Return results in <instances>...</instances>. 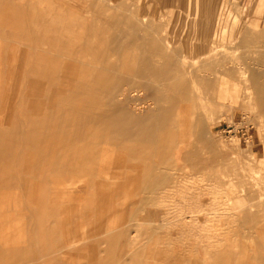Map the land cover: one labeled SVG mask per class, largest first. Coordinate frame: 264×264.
Listing matches in <instances>:
<instances>
[{
    "label": "rangeland",
    "instance_id": "rangeland-1",
    "mask_svg": "<svg viewBox=\"0 0 264 264\" xmlns=\"http://www.w3.org/2000/svg\"><path fill=\"white\" fill-rule=\"evenodd\" d=\"M187 3L0 0V264H264V0Z\"/></svg>",
    "mask_w": 264,
    "mask_h": 264
},
{
    "label": "bare ground",
    "instance_id": "bare-ground-1",
    "mask_svg": "<svg viewBox=\"0 0 264 264\" xmlns=\"http://www.w3.org/2000/svg\"><path fill=\"white\" fill-rule=\"evenodd\" d=\"M207 9L210 11V10L212 9V6H211L210 4L207 5ZM208 16H209V14H208ZM219 62H220V61H219ZM215 63H217V62H215ZM183 64H184V63H183ZM211 64H212V63H211ZM184 65H185V64H184ZM184 65H182V66H184ZM203 65L205 66L206 64H203ZM200 66H202V65H200ZM198 67H199V66H198ZM202 67H203V66H202ZM198 69H199V68H198ZM198 69H196V72H199ZM204 69H205V68H204ZM189 71H191V69H190ZM200 71H201V70H200ZM188 73H189V72H188ZM190 73H191V72H190ZM192 74H193V71H192ZM187 75H189V74H187ZM189 76H190V75H189ZM189 76H185L184 78H186V77L190 78L191 76H190V77H189ZM245 76H246V75H245ZM192 77H193V76H192ZM246 77H247V76H246ZM188 80H190V79H188ZM192 80H193V78H192ZM194 80H195V79H194ZM194 80H193V82H194ZM221 80H222V79H221ZM195 81H196V80H195ZM247 81H248V80H247ZM188 82H189V81H188ZM197 83H198V82H197ZM186 84H187V83H186ZM191 84H192V83H191ZM194 84H195V82H194ZM199 84H200V83H199ZM199 84H196L195 86L197 87V85H199ZM201 84H202V83H201ZM125 86H126V85H125ZM193 86H194V85H193ZM195 86H194V87H195ZM207 86H208V85H207ZM188 87H189V85H188ZM188 87L186 88V86H185L184 88L189 89ZM191 88H192V85H191L190 89H191ZM194 89H195V88H194ZM198 89H199V88H198ZM183 90H184V89H183ZM199 90H200V89H199ZM219 90H220V88H219ZM219 90H218V91H219ZM185 91L188 92V90H185ZM193 91H194V90L192 89V92H193ZM196 91H197V94L194 93L195 96H196V95L198 96V94H199V99H202V98H200V96L202 97V93H203V92L201 91V94H200V92L198 93V90H197V89H196ZM178 92H179V91H178ZM190 92H191V90H190ZM219 92H220V91H219ZM184 93H185V92H184ZM135 94H136V93H135ZM176 94H177V93H176ZM190 94L193 95V93H190ZM172 95H175V94H171V96H172ZM180 95H181V94H180ZM185 95H186V94H185ZM185 95H183L184 97H182V98H185ZM187 96L189 97V93L186 95V97H187ZM195 96H194V97H195ZM188 97H187V98H188ZM170 98H171V97H170ZM172 98H173V97H172ZM196 98L198 99V97H196ZM159 99H160V97H159ZM175 99H176V98H175ZM183 101H185V100H183ZM192 101H193V99H192ZM195 101H197V100H195ZM200 101H201V100H199V102H200ZM205 101L207 102V101H209V100H206V99H205ZM180 102H181V100H180ZM203 102H204V100L202 99V102H201L202 104H201V105H203ZM206 102H204V103H205V104H204L205 107H203V106L201 107L202 110H204V109L206 108ZM259 102H260V101H259ZM138 103H139V102H138ZM181 103H183V102H181ZM186 103H187V102H186ZM186 103H185V104H186ZM263 103H264V101H263ZM168 104H169V103H168ZM185 104H184V107L186 106V107H188V109H189V107L192 108L193 106L196 105V103H194L195 105L193 104L192 106H190V105L187 106V105H185ZM189 104H192V103H189ZM260 104H261V103H260ZM166 105H167V104H166ZM166 105H165V106H166ZM163 106H164V105H163ZM163 106H162V107H163ZM209 106H210V105H209ZM209 106H207V107H209ZM133 107H134V106H133ZM133 107H132V108H133ZM184 107H183V108H184ZM197 107H200V106H199V105L196 106V109H197ZM194 108H195V107H194ZM209 108H212V107L210 106ZM215 108H216V107H215ZM162 109H163V108H162ZM185 109H186V108H185ZM192 109H193V108H192ZM207 109H208V108H207ZM193 110H194V109H193ZM197 110H198V109H197ZM211 110H213V108L210 109V113H211ZM183 111H184V110H183ZM183 111H182V112H183ZM199 111H200V110H199ZM199 111H198V112H199ZM184 112H185V111H184ZM187 112L189 113L190 110L187 111ZM212 112H215V110L212 111ZM136 113H137V112H136ZM185 113H186V112H185ZM188 113H187V114H188ZM191 113H192V112H190L189 114H191ZM253 113H254V112H253ZM113 114H114V113H113ZM199 114H201V111H200ZM256 114H257V113H256ZM159 115H160V114H159ZM191 115H192V114H191ZM211 115H213V113H212ZM258 115H259V114H258ZM125 116H126V115H125ZM160 116H161V115H160ZM183 116H184V113H183ZM183 116H182V117H183ZM185 116H186V115H185ZM187 116H188V115H187ZM259 116H260V115H259ZM158 117H159V116H158ZM201 117H202V115H201ZM207 117H208V116H207ZM123 118H124V117H123ZM187 118H188V117H187ZM196 118H197V117H196ZM212 118H213V117H212ZM159 119H160V118H159ZM191 119H192V118H191ZM126 120H127V119H126ZM184 120H185V119H184ZM188 120H189V119H188ZM188 120H187V121H188ZM197 120H198V119H196V121H197ZM202 120H203V118H202ZM213 120H214V118L212 119V121H213ZM221 120H222V119H221ZM175 121H176V120H175ZM175 121H174V122H175ZM187 121L185 120V122H187ZM212 121H211V122H212ZM166 122H167V121H166ZM185 122H184V123H185ZM169 123H170V122H169ZM191 123H192V122H190V124H189L190 127L192 126ZM202 123H204V122H202ZM172 124H174L173 121H172V123H171L170 125L172 126ZM186 124H188V123H185V125H186ZM194 124H195V123H194ZM194 124H193V126L195 127ZM105 125H106V124H105ZM203 125H204V124H203ZM165 127H166V126H165ZM196 127H197V126H196ZM184 128H185V126H184ZM184 128H183V129H184ZM191 128H192V127H191ZM191 128H190V129H191ZM195 129H196V128H195ZM200 129H201V128H200ZM188 130H189V129H188ZM110 131H111V130H110ZM197 131H198V129H196V132H197ZM213 131H215V130H213ZM213 131H212V132H213ZM173 132H174V131H173ZM176 132H177V131H176ZM200 132H201V131H200ZM219 132H220V131H219ZM194 133H195V132H194ZM216 133H218V132H215V134H216ZM165 135H166V134H165ZM199 135H200V133H199ZM196 136H197V135H196ZM198 138L200 139V137H198ZM220 138H221V137H220ZM211 141H213V140H211ZM154 142H155V141H154ZM211 143H212V142H211ZM261 143H262V142H261ZM206 144H208V143L206 142ZM203 145H204V144H203ZM208 145H209V144H208ZM215 145H216V144H215ZM120 146H122V145H120ZM148 146H149V145H147L145 148H149ZM150 146H151V145H150ZM212 146H213V144H211L210 147H212ZM127 147H128V146H127ZM143 147H144V146H143ZM207 147H208V146H207ZM210 147H208V148H210ZM141 148H142V147H141ZM213 148H214V147H213ZM213 148H212V149H213ZM133 149H134V148H133ZM138 150H139V149H138ZM140 150H141V149H140ZM140 150H139V151H140ZM215 150H216V149H215ZM215 150H214V151H215ZM128 151H129V150H128ZM139 151H138V152H139ZM135 152H137V151H135ZM138 152H137V153H138ZM129 153H130V152H129ZM214 154H215V152H214ZM175 155H176V154H175ZM130 158H132V157H130ZM128 159H129V158H128ZM133 159H134V158H133ZM177 160H178V159H177ZM177 160H174V163H175ZM171 166H172V165H171ZM154 172H155V171H154ZM157 172H158V171H157ZM162 172H163V171H162ZM253 172H254V171H253ZM158 175H159V174H158ZM161 176H162V175H161ZM161 176H160V180H161V178H162ZM154 178H155V177H154ZM149 180H150V179H149ZM147 184H148V183H147ZM158 184H159V183H158ZM142 185H143V184H142ZM164 185H165V184H164ZM146 186H147V185H146ZM146 186H145V188H146ZM152 186H153V184H152ZM158 187H159V185H158ZM249 205H251V204H249ZM250 208H251V207H250ZM249 210H250V209H249ZM251 210H252V209H251ZM150 219H151V218H150ZM151 225H152V224H151ZM151 230H152V229H151ZM73 245H75V244H73ZM71 247H72V246H71Z\"/></svg>",
    "mask_w": 264,
    "mask_h": 264
},
{
    "label": "crops",
    "instance_id": "crops-1",
    "mask_svg": "<svg viewBox=\"0 0 264 264\" xmlns=\"http://www.w3.org/2000/svg\"><path fill=\"white\" fill-rule=\"evenodd\" d=\"M187 2H188L187 4H189V3H190V4H196V0H187ZM191 6H193V5H191ZM193 7L195 8L196 6H193ZM101 226H103V225L100 224V227H101ZM103 229H104V228H102V230H103ZM122 237H123V234H121L120 239L117 240L118 243H119L120 241L123 240ZM126 240H127V243H128V242L130 243V246H129L130 248H129L128 255H129V256L132 255V256L134 257V254H133V252H134V246H133V245H134V244H133V243H134V241H133V232L131 231V232L129 233V229L127 230ZM133 257H132V258H133Z\"/></svg>",
    "mask_w": 264,
    "mask_h": 264
}]
</instances>
